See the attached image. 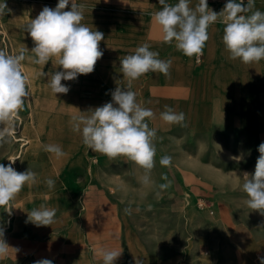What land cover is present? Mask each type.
Masks as SVG:
<instances>
[{"label": "rangeland", "instance_id": "rangeland-1", "mask_svg": "<svg viewBox=\"0 0 264 264\" xmlns=\"http://www.w3.org/2000/svg\"><path fill=\"white\" fill-rule=\"evenodd\" d=\"M3 3L7 9L0 14V50L11 55L25 50L21 70L28 78L29 96L13 118L9 142L0 143V164L15 160L13 168L17 172L30 169L36 181L25 184L8 205L0 207V227L9 246L0 264H34L41 259L53 264H103L102 249L122 251L114 264H247L257 248L259 257H264V215L244 203L246 194L241 190L242 174L254 172L260 155L257 149L264 142V82L250 88L232 86L219 77L216 82L222 90L192 86L191 92H178L147 90L161 73L150 77V72L134 81L137 101L155 113L148 120L149 127L156 129L153 183L144 184L143 169L123 156L110 160L87 149L70 123L80 111L111 101L114 89L105 78L120 72V61L100 58L91 74L62 81L70 89L67 94H53L45 80L37 81L40 91L34 85L39 73L26 70L27 50L33 48L29 34L21 28L26 21L12 12L22 10L31 16L45 6L55 8L58 0H0ZM53 64L54 60L38 65V71L62 70ZM173 78L167 76L169 82ZM216 94L219 100H213ZM165 97L179 102L175 109L182 105L183 126L160 119ZM258 97L262 103L250 102ZM31 133L41 135L44 159L32 157L36 141L29 138ZM49 144L60 145L65 155L58 158L46 152L44 146ZM165 155L172 157L169 166L160 164ZM236 155L242 156L240 162L230 159ZM63 171L78 189L76 204H52L62 192L50 189L46 180L57 182L66 177ZM169 181L167 189H158ZM41 205L56 209L49 226L28 222V213ZM66 217L71 223L64 221ZM242 251L249 256L244 254L243 259Z\"/></svg>", "mask_w": 264, "mask_h": 264}, {"label": "clouds", "instance_id": "clouds-1", "mask_svg": "<svg viewBox=\"0 0 264 264\" xmlns=\"http://www.w3.org/2000/svg\"><path fill=\"white\" fill-rule=\"evenodd\" d=\"M70 2V10H65ZM190 3L191 0H178L175 5H170L166 0H159L162 8L152 14V19L160 27L164 43H174L178 51L189 58L195 57L199 63L209 38L208 28L220 20L225 25L222 42L230 59H239L244 64L264 60V11L253 10L255 0H247L246 4L244 0H227L219 13L209 8L207 0H199L194 8ZM84 7L77 0H58L55 8L43 7L38 16L25 25V32L35 45L31 49L34 55L28 59L39 65L54 60L53 67L62 69L47 74L48 87L55 95L67 94L70 89L62 81H74L79 75L91 74L103 56L99 44L104 34L82 23ZM5 9L7 5L0 4V14H4ZM25 59L24 49L17 55L0 50V143L9 142L13 118L29 96L28 78L21 70V62ZM171 65V59H160L158 52L150 50L149 44L137 46L134 53L120 58V72L126 86H121L122 80H117L110 102L80 111L81 114L72 116L70 121L72 130L81 135L87 149L110 160L123 156L143 169L141 179L144 184L153 183L150 173L155 163L156 129L149 127L148 120L155 118V113L141 106L132 85L149 72L168 76ZM160 119L170 125L183 126L185 114L165 105ZM44 150L58 158L65 155L62 147L56 144L45 145ZM257 150L260 155L255 170L243 172L241 190L246 194L244 203L264 215V142ZM230 159L240 162L242 156H231ZM171 160L172 157L165 155L161 157L160 164L169 166ZM10 161L7 166L0 164V207L8 205L25 184L36 181L33 171L17 172L12 166L15 160ZM46 184L51 189L55 181L47 179ZM169 185L170 181L159 184L158 189L165 190ZM156 196H160V191ZM55 215L56 209L41 205L28 213V222L37 227L49 226L54 223ZM3 237L4 229L0 227V257L5 256L9 249ZM121 254L122 251L115 249H102L100 252L103 264H114ZM258 259L260 264H264V257ZM34 264H53V261L41 259Z\"/></svg>", "mask_w": 264, "mask_h": 264}, {"label": "crops", "instance_id": "crops-1", "mask_svg": "<svg viewBox=\"0 0 264 264\" xmlns=\"http://www.w3.org/2000/svg\"><path fill=\"white\" fill-rule=\"evenodd\" d=\"M166 2L170 5H175L178 3V0H166ZM198 2L199 0H191L190 7L194 8ZM207 2L209 8L219 13L223 9L227 0H207ZM244 2L245 4L247 3L246 0H244ZM77 3L85 6L84 19L82 23L90 27L93 31L98 30L104 34V39L99 44L100 50L103 52V56L101 58L120 61V58L122 59L128 54L134 53L137 46L147 43L150 45V50L159 53L160 59L172 60L169 75L174 78L169 82L167 76L162 74L160 79L155 78L154 81H150V83H148L147 90L151 91L160 88L181 92L182 90L184 91L189 89L191 92L193 91L192 86H201L203 91L209 89L219 91V89L222 90L220 85L216 82V78L219 77L230 82L232 86H234V84H246L251 88L253 83L264 82V60L250 64H244L239 59H237V63H234L233 61L229 62L227 57V54L229 53L225 50L222 42L223 29L225 25H220V20L209 26V38L203 49L204 59L200 65H197L195 57L189 58L183 55L182 52L176 49L174 43L166 44L163 42L162 31L152 19V14L162 8L159 4V0H77ZM70 7L71 2L65 10H70ZM256 9L264 11V0H255V8L253 10ZM12 13L22 17L26 21L21 25L23 30H25V25L29 23L30 20L35 19L39 14L36 10L33 15L26 16L22 10L17 9H14ZM245 14L248 15L250 13ZM29 42L33 47L35 46L31 37L29 38ZM27 51L29 52V55H27L28 57H32L34 55L31 50ZM38 65L39 64L34 63L37 70L36 72L39 73L37 74L36 80L39 82L41 81L42 83L46 80L45 78L48 77V73L44 70L38 71ZM149 75L152 77L154 73L152 72V74ZM122 79L123 74L115 71L106 76L105 83H107L110 89H115L117 86L116 81ZM135 85L136 84L133 82L132 90L135 88ZM121 86H126V81L122 80ZM217 96H219V94H216L213 97V100L216 98L218 99L219 97ZM253 100L261 102L259 97L251 99L250 102ZM261 103L260 106L262 108ZM162 105L163 107L160 112L164 111L165 105L170 107L173 106L172 108L175 109L174 107L178 106L179 102L175 101V99L171 97H165ZM208 107L210 108L212 106L209 104ZM181 108L182 105L180 108L175 109V111L179 112ZM210 118L211 116L209 115V124L211 123ZM226 124L233 126V124L228 122H226ZM54 126L56 128L58 127V124ZM242 128L244 130L248 129L246 127ZM236 129L239 128L237 127ZM76 135L78 138L81 137L79 133H76ZM40 137L41 135L38 134L35 137V141L38 144L32 152V157L38 160L44 159L46 156L43 154ZM51 138L52 140L55 139L54 136H51ZM94 158L97 159V157ZM62 174L66 177H63L55 182V186L53 187V190L60 189L62 193L53 200L52 204L58 205V203L62 201L74 204L78 203L76 198L78 189H75L71 185L68 172L63 171ZM68 220L69 219L67 217L64 219V221L68 224L71 223ZM74 225L76 226L78 223L74 222ZM260 252L261 250L257 248L254 256L252 257L249 256L246 251H242V256L243 259L245 256H249H247V264H259L257 256L259 257L258 253Z\"/></svg>", "mask_w": 264, "mask_h": 264}, {"label": "bare ground", "instance_id": "bare-ground-1", "mask_svg": "<svg viewBox=\"0 0 264 264\" xmlns=\"http://www.w3.org/2000/svg\"><path fill=\"white\" fill-rule=\"evenodd\" d=\"M22 47H24L23 45H21V47H19V48H22ZM26 64V70H27V72H29V73H31L32 71H37L36 70V67L34 66V64L32 63V61L30 60V59H27V63H25ZM37 73V72H36ZM46 80H45V85H48V83H47V81H48V77L47 78H45ZM39 83L37 82V80L34 82V85L35 86H37V87H39V89H40V91L41 90H43V89H41L40 88V85H38ZM46 90V89H45ZM46 95V94H45ZM41 100H42V97H41ZM42 102H43V100H42ZM241 102V101H240ZM241 104V103H240ZM222 107V106H221ZM241 108V107H240ZM37 136V133H31V135L29 134V138L30 139H32V140H35V137ZM38 143H36L35 142V144H34V147H36V145H37Z\"/></svg>", "mask_w": 264, "mask_h": 264}, {"label": "built area", "instance_id": "built-area-1", "mask_svg": "<svg viewBox=\"0 0 264 264\" xmlns=\"http://www.w3.org/2000/svg\"><path fill=\"white\" fill-rule=\"evenodd\" d=\"M246 1H247V0H246ZM203 59H204V53H203L202 56L200 57V61H199V63H197V61H196V59H195L196 64H201V63L203 62Z\"/></svg>", "mask_w": 264, "mask_h": 264}]
</instances>
